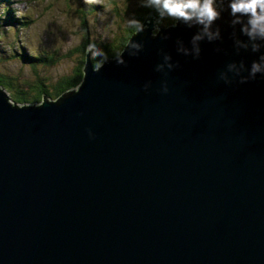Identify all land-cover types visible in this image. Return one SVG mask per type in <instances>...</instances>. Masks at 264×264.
Listing matches in <instances>:
<instances>
[{"label": "water", "instance_id": "water-1", "mask_svg": "<svg viewBox=\"0 0 264 264\" xmlns=\"http://www.w3.org/2000/svg\"><path fill=\"white\" fill-rule=\"evenodd\" d=\"M230 3L147 14L55 100L0 87V264H264V36Z\"/></svg>", "mask_w": 264, "mask_h": 264}, {"label": "rangeland", "instance_id": "rangeland-1", "mask_svg": "<svg viewBox=\"0 0 264 264\" xmlns=\"http://www.w3.org/2000/svg\"><path fill=\"white\" fill-rule=\"evenodd\" d=\"M86 1L101 6L86 17L88 37L90 35L89 39L96 41L101 50L102 44L109 47L116 44L114 41L131 25L136 9L144 0ZM84 8L89 7L86 4ZM80 10V0H0V75L16 78L24 91L28 89V82L37 76L44 79L47 89L52 91L55 83L71 75L80 58L81 53L74 51L83 40ZM25 21L31 23L20 25ZM21 54L53 58L51 63L39 62L32 70L19 56ZM43 95L50 100L57 98Z\"/></svg>", "mask_w": 264, "mask_h": 264}, {"label": "trees", "instance_id": "trees-1", "mask_svg": "<svg viewBox=\"0 0 264 264\" xmlns=\"http://www.w3.org/2000/svg\"><path fill=\"white\" fill-rule=\"evenodd\" d=\"M87 4L89 7L85 9L84 6ZM100 5L89 3L86 0H80V14L79 18L81 21V31H82V42L80 45L74 49V51L81 53L80 58L77 61L76 68L73 70L71 75L66 78L60 79L54 86H52V91L47 89V85L44 79L35 76L34 81L28 82V89L24 91V89H20L22 86L19 84L20 82L14 78L9 76H1L0 75V87L3 88L9 95L11 101L17 104H28V103H38L41 100V96L46 94L50 98H56L59 94L64 93L68 90L76 88L81 79H82V67L85 60L86 50L88 49L91 61L94 66L100 65L105 59L115 57L120 54L122 49L127 44L129 37L134 33V31L140 26L143 22L147 14L152 13L154 17L160 18L162 25H172L175 22V17L168 15L166 12L162 13V10L158 6V4L154 3V0H144L141 5L136 9L131 25L125 30V33L119 37L118 40L114 41L116 43L112 46L103 45V49H99V46L96 41L93 39H89L88 34L90 32L87 28L86 17L98 11ZM11 12V10H10ZM79 13V12H78ZM12 14V12L10 13ZM24 21V18H22ZM174 22V23H173ZM31 23L27 24V22H21L20 25L27 26ZM24 58V63H26L32 70H35L37 64H46L51 63L53 56H28L25 57V54L19 55ZM40 62V63H39ZM36 74V72H33ZM26 82V81H25Z\"/></svg>", "mask_w": 264, "mask_h": 264}, {"label": "clouds", "instance_id": "clouds-1", "mask_svg": "<svg viewBox=\"0 0 264 264\" xmlns=\"http://www.w3.org/2000/svg\"><path fill=\"white\" fill-rule=\"evenodd\" d=\"M163 12L170 16L185 20L195 17L198 22L206 26L217 16L212 7V0H154ZM231 12L247 14L248 34L264 36V0H231ZM257 66L253 64L252 71L256 72Z\"/></svg>", "mask_w": 264, "mask_h": 264}]
</instances>
